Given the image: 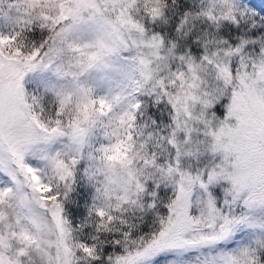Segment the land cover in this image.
<instances>
[{
	"label": "snow or ice",
	"instance_id": "obj_1",
	"mask_svg": "<svg viewBox=\"0 0 264 264\" xmlns=\"http://www.w3.org/2000/svg\"><path fill=\"white\" fill-rule=\"evenodd\" d=\"M173 3L19 0L15 29L0 33V173L7 178L0 186V264H156L161 257L205 250L203 264H264V16L239 0H216L196 13L193 18L215 29L212 40H194L200 44L197 62L190 48L177 54V45L169 47L162 34L149 35L148 24H166ZM192 16L184 13L176 31L183 32ZM87 24L97 25L101 35L79 43L73 37ZM225 26L241 34L225 38ZM34 28L48 35L28 46L24 41ZM125 33L138 39L130 46ZM130 47L183 65L176 72L168 65L165 77L142 72L145 83L137 81L134 90L138 95L148 83L160 89L154 105L166 102L172 111L170 133L161 139L173 151L163 162L155 152L129 155L144 108L136 99L116 121L127 134L106 136L95 171L82 170L89 181L96 172L104 177L103 189L94 187L104 196L74 226L67 203L84 159L86 125L111 118L113 106L79 85L75 92L47 89L55 98L48 112L26 81L38 70L78 81L105 57ZM140 63L150 69L152 60L145 56ZM209 70L211 87L202 75ZM61 138L77 146L78 155L44 157L48 172L28 163L35 145ZM185 159H194L196 167H185ZM12 201L21 213L10 217ZM130 212L138 213V223Z\"/></svg>",
	"mask_w": 264,
	"mask_h": 264
},
{
	"label": "trees",
	"instance_id": "obj_2",
	"mask_svg": "<svg viewBox=\"0 0 264 264\" xmlns=\"http://www.w3.org/2000/svg\"><path fill=\"white\" fill-rule=\"evenodd\" d=\"M241 4H246L251 8H254L260 15L263 12V8L257 4L258 0H239ZM211 3H216V0H174L167 9V23L157 21L156 23L148 24L149 35L152 32L162 34L170 47L172 44H176V53H185L186 49L192 50V55L195 58L200 56L199 45L194 43V40H199L202 36L196 31L185 35L183 32H177V25L180 23L181 16L184 13H195L205 8H210ZM256 6H253L255 5ZM255 7L257 9H255ZM263 9V10H262ZM261 12V13H260ZM22 15V9L19 6V0H0V33L9 34L15 27V21ZM134 16L144 23L141 14L133 13ZM262 16V15H261ZM197 30H203L206 27L209 34H213L215 29L206 24L203 21H199ZM81 29H84L83 27ZM233 32H239L230 26H225L222 29V34L225 38L234 39ZM238 34V33H237ZM241 34V33H240ZM47 32H42L38 28H34L27 34V40L24 43L31 46L33 43L38 44L41 39L46 38ZM236 35V34H235ZM79 43L85 41L94 42L92 36L87 31H79L73 37ZM125 38L128 40L131 46L132 41L138 39L135 33H125ZM152 51L148 48L137 49L131 48L130 50H124L121 48L116 54L107 56L106 59L110 64V76L105 84L99 79L101 73L97 67L90 69L83 76H80L78 81L73 80L71 77L60 80L57 79L51 71L38 70L34 74L29 75L26 82V87L30 93L36 94L42 98V102L46 111L53 112L55 108V98L51 92L47 89L63 90L65 92H75L79 85L84 86L86 89L91 90V97L99 100L100 98H106L107 101L112 104L113 112L111 118H103L98 120L92 126L88 127L85 143L83 145V161L79 166L80 169L76 171V182L72 185V192L67 203V218L73 223V225L80 224L88 215L89 210L93 207L94 203L102 204L104 193H96L94 187H100L103 189L104 177L96 172L97 179L89 181L84 175L82 170L85 166L95 171L94 166L99 165L102 147L108 145L107 137L115 139L116 136L123 138L127 134V128H121L117 124V118L123 115L129 110V105L134 103L136 99L144 102L143 114L137 113V123L134 126V136L137 140V144L133 150L129 152L132 156L135 152L140 153L147 152L149 155L155 152L160 158V162L165 159H170L169 153L172 152L166 140L161 137H167L170 133V123L172 111L166 102L154 105V92H159L160 89H153L152 84L148 83L143 91L138 95H134V90L137 88V81L142 84L145 83L141 73L151 72L153 75L159 77H165L168 75V65H171V71L183 70V65L178 59H172L169 57L166 60L156 59L152 55ZM160 56H164V52L159 53ZM152 60L150 69L144 68L140 59L145 57ZM107 63V62H106ZM168 82L166 81V84ZM119 99H116V98ZM151 137V138H149ZM140 145H144L143 148ZM57 151L61 152L62 156L71 157L72 155H78L79 148L70 144L67 138H61L54 143L49 144L43 151L42 156L38 158L30 159V164L36 168L43 169L45 172L49 171V162L43 159L46 156H52ZM66 154V155H65ZM29 159V158H28ZM71 183V181H69ZM63 187V184H61ZM170 191V190H168ZM96 198V199H95ZM18 213H21L18 211ZM130 216H133V223H138L135 216L138 213L130 212ZM150 217H145L144 224H147ZM144 224L141 225V231H147ZM77 235H80L77 233ZM230 245L229 247H233ZM207 255V251L204 254L190 252L186 255L177 257L174 261L175 264H203V260ZM170 256L161 257L156 264H167ZM199 257V259H198ZM188 261V263H186Z\"/></svg>",
	"mask_w": 264,
	"mask_h": 264
},
{
	"label": "rangeland",
	"instance_id": "obj_3",
	"mask_svg": "<svg viewBox=\"0 0 264 264\" xmlns=\"http://www.w3.org/2000/svg\"><path fill=\"white\" fill-rule=\"evenodd\" d=\"M213 4L214 3L210 4L211 5L210 8L212 7ZM257 4L260 5L264 9V0H258ZM253 6H256V4L253 5ZM205 9H207V8H205ZM255 9H257V8L255 7ZM198 12H199V10L196 11L195 13H193V16L189 18V22H188L187 26L185 27L183 33L184 34L185 33L190 34V33H193V32L196 31L199 35L202 36L199 40L201 41V43H203L205 41L212 40L214 38V36H215V32H213V34H209L207 29H206V27H204L203 30H200V29L197 30L199 28V27H197L199 21H203L206 24H208L203 18H193V17H195L196 13H198ZM261 15L264 16V10H263ZM182 17H183V15L181 16V18ZM82 27L84 29H81V31L89 32L90 35L92 36V40L93 41H95L101 35L99 27L97 25H95V24H87V25H84ZM239 35H240V32H235V33L233 32V38H235V37H237ZM85 42H89V41H85ZM198 45H199V48H200V44H198ZM196 61L199 62V57L196 58ZM98 69L101 72L99 74V76H100L99 79L102 82V84H105V82L107 81L108 77L110 76V64L107 61L106 57L100 64H98ZM202 75L204 76V79H206L208 81L207 86H209V87L214 86L215 82L212 79V74H211L210 70L202 73ZM26 82H28V81H26ZM171 123H172V121H171ZM171 123H170V125H171ZM198 138L199 137H194V139H198ZM48 146H49V144H45V143H40V144L35 145L31 149V153L29 155L28 163L30 164L29 161H30V159H33V157L34 158H38V157L42 156L43 151H45V148L48 147ZM184 165H185V167H189L190 166V167H192L194 169L196 167V162H195L194 159H185L184 160ZM6 182H7V178L4 177L2 173H0V186H2ZM12 204H13V207L10 208V209H7L10 217L12 215H14V214H18V211L21 212V209H19L16 206L15 201H12ZM205 251H207V250H205ZM183 255L184 254H177L175 256H170L169 259L175 260L177 257L183 256ZM186 263H188V261ZM35 264H39V260L38 259H35Z\"/></svg>",
	"mask_w": 264,
	"mask_h": 264
}]
</instances>
